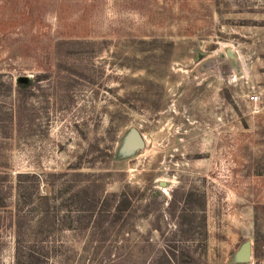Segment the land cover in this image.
Wrapping results in <instances>:
<instances>
[{"label": "rangeland", "instance_id": "obj_1", "mask_svg": "<svg viewBox=\"0 0 264 264\" xmlns=\"http://www.w3.org/2000/svg\"><path fill=\"white\" fill-rule=\"evenodd\" d=\"M257 262L264 0H0V264Z\"/></svg>", "mask_w": 264, "mask_h": 264}, {"label": "water", "instance_id": "obj_2", "mask_svg": "<svg viewBox=\"0 0 264 264\" xmlns=\"http://www.w3.org/2000/svg\"><path fill=\"white\" fill-rule=\"evenodd\" d=\"M28 79L27 75H19L16 80L19 82H26ZM144 145V139L139 130L131 125L128 127L124 138L119 146V153L126 154L130 153L134 149L141 148ZM159 184L163 185L164 181L159 180ZM250 254V241L248 239L243 240L237 249L233 252L232 259L234 261H246Z\"/></svg>", "mask_w": 264, "mask_h": 264}, {"label": "trees", "instance_id": "obj_3", "mask_svg": "<svg viewBox=\"0 0 264 264\" xmlns=\"http://www.w3.org/2000/svg\"><path fill=\"white\" fill-rule=\"evenodd\" d=\"M15 81L17 83H21V82L17 81L16 79H15ZM125 200H126L125 196H123L121 199H119L117 201V203L115 204V206L113 207L112 213H114L115 211H118V209L120 210L121 208H124V206H126V204H125L126 202L125 203H122V202L125 201ZM85 202H86V205H84L85 207L82 208V210L80 211V213L78 215L80 217V220H82V221L85 220L87 222V220L90 219L89 215H91V213L93 212L95 207H94V205H93V203H92V201L90 199L86 200ZM122 205H123V207H122ZM87 212H88V214H86ZM86 215L88 217H85ZM28 256L31 259V256L30 255H28ZM256 264H264V262H257Z\"/></svg>", "mask_w": 264, "mask_h": 264}, {"label": "built area", "instance_id": "obj_4", "mask_svg": "<svg viewBox=\"0 0 264 264\" xmlns=\"http://www.w3.org/2000/svg\"><path fill=\"white\" fill-rule=\"evenodd\" d=\"M251 98L255 99V98H256V94L253 93V94L251 95Z\"/></svg>", "mask_w": 264, "mask_h": 264}]
</instances>
